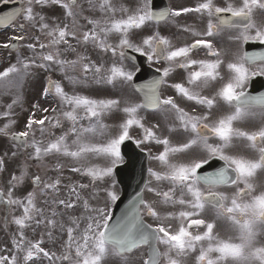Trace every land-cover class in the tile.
<instances>
[{
    "label": "snow or ice",
    "instance_id": "6c2138e0",
    "mask_svg": "<svg viewBox=\"0 0 264 264\" xmlns=\"http://www.w3.org/2000/svg\"><path fill=\"white\" fill-rule=\"evenodd\" d=\"M19 2L14 12L0 16V24L21 18L14 34L0 41V49L16 55L15 63L0 71V84L19 88L35 75L33 69L58 71L62 80L47 78L43 96L56 106L34 103L23 130L11 131L19 94L2 114L8 122L0 127V138L11 143L0 153V181L10 163L16 166L6 190L0 185L5 221L15 226L0 247V264H187L190 258L194 264H264V95L246 90L253 77L264 76V54L239 47L264 44V0H198L193 7L159 11L153 0ZM57 7L62 14L50 15ZM188 13L204 27L181 25L178 18ZM162 21L193 39L174 44L153 30ZM226 31L238 45L235 51L214 42ZM90 48L110 53V62L93 60ZM129 49L150 63L166 64L156 69L159 76L136 88L141 100L79 91L90 83L131 84L134 71L125 64L134 59ZM200 51L204 58H197ZM257 61L262 66L253 67ZM177 70L184 72L183 81L169 84ZM162 85L175 96L162 95ZM146 110L166 122L163 134L160 122L146 126ZM118 114L120 120L107 122ZM65 122L67 129L56 136L53 130L64 129ZM254 122L258 127H245ZM134 128L143 133L137 146H162L149 152L158 168H148L152 179L113 221L112 205L120 199L114 172L124 162L121 146L134 139ZM53 157V171L62 174L61 160H69L68 171L88 182L38 174L48 170ZM214 161L220 166L207 171ZM33 165L37 174L30 172ZM29 181L30 190L17 195ZM145 193L153 198L145 199ZM208 208L214 210L211 220L204 217ZM222 225L228 229L223 234ZM29 231L39 238H30Z\"/></svg>",
    "mask_w": 264,
    "mask_h": 264
},
{
    "label": "rangeland",
    "instance_id": "374dc122",
    "mask_svg": "<svg viewBox=\"0 0 264 264\" xmlns=\"http://www.w3.org/2000/svg\"><path fill=\"white\" fill-rule=\"evenodd\" d=\"M60 13H61V11H60L59 7H57L52 12H50L49 14L52 16H59ZM97 16H99V13H97ZM20 22H21V18H19L15 24L9 26L7 29L0 31V41H5L7 39V37L13 35L14 29L16 28V25L19 24ZM167 29H168V26L167 25L164 26V28L162 29V34H163V32H165V33L167 32L166 34H168L169 31ZM41 39L45 40L46 38L42 36ZM113 42H115V41H113ZM73 43H75V42L73 41ZM78 50L83 51L82 48H78ZM25 55H27V51L25 52ZM102 56L104 57L105 55L104 54L97 55L96 57L101 58ZM107 56H111V54L107 53L106 57ZM68 58L74 59L75 56H74V54H70L68 56ZM14 60H16L15 54H12L11 56H9L8 50L0 49V71H3L4 68L9 66V64L13 63ZM49 76H51V78L53 80H62V76L60 75V73L58 71L44 72L43 70L36 69L35 70V79L33 81H30L29 79L26 80L25 83H23V85L21 87H19L18 89H14V87L5 88L2 84H0V127H3V125L8 122V119L4 118L2 116V114L6 110L7 105L11 103L13 97L17 94H19L22 97V99H21L20 104L13 107V110H12L13 115L11 116V119H15L17 121V123L11 129V131L23 130L24 124L26 123V120L30 114L31 106L34 103H39L42 108L54 107V101L52 100V98L51 97L45 98L43 96L44 83L46 82V80ZM63 83L66 86V90H68L67 81H63ZM121 86H123L124 88L123 87L121 88L119 86L113 87V89H114L113 95L110 94L111 91H108V88H109L108 85L96 86L93 83H90V84L82 87L81 89H79V91H81L83 94L90 95L94 98H118V97L128 98V97H131L132 99H134L133 95L131 93L127 92L126 86L125 85H121ZM40 115H42V113H37L38 118ZM144 116L147 117L153 124L156 123V118L154 117L153 114H147L146 113V114H144ZM120 119H121V116L118 114V115L114 116L111 120H108L107 122L108 123H115ZM158 122L161 123V128L159 131L163 134L165 131V127H166V122H163L162 120L157 118V123ZM67 127H68V124H67V122H65L64 129L57 128V129H54L53 131L55 132L56 136H59L63 130L67 129ZM163 129H164V131H163ZM9 145H10V143L7 140V138H0V153H2L4 151V149ZM20 159L21 160L23 159L22 155H21ZM52 159L48 161V164H49L48 170L45 171L42 169L38 173V174L42 175L45 179H47L48 177L54 178L57 175H61L64 183H68L69 178L71 180H80L83 183L88 182L87 179H82L78 174H74V173H71L70 171H68V166L71 163L69 160H61V161H63V164H65V168L63 169L62 174L57 173L56 171H53L52 166L56 163L55 162L56 158L53 157ZM15 166H16V162L10 163L8 165V171L2 173L3 181H0V185L4 186L5 190L7 187L6 182L8 179V173L11 172L12 168H14ZM30 172L33 174H37V169L34 165L31 167ZM28 186L29 187L31 186L30 181L28 182V184L25 185V189L22 190L21 192H18L17 195H22L23 191L29 190ZM88 191H91V189H89ZM100 195L102 198L103 193H101ZM42 200H43V198H42ZM42 200H41V206L43 207L44 205L42 203ZM14 227H15L14 225H10L5 221V216L3 213H1V215H0V247H3L4 244L7 243L8 237L11 234L10 229H14ZM29 237L30 238L33 237L30 231H29ZM32 239H35V237H33ZM45 247H49V244L46 243Z\"/></svg>",
    "mask_w": 264,
    "mask_h": 264
},
{
    "label": "flooded vegetation",
    "instance_id": "af4514ba",
    "mask_svg": "<svg viewBox=\"0 0 264 264\" xmlns=\"http://www.w3.org/2000/svg\"><path fill=\"white\" fill-rule=\"evenodd\" d=\"M198 0H167V3L169 5L170 8L173 9H179L181 7H193L197 4ZM180 21L181 25H191L195 28H200L202 29L204 27L203 23L200 21L199 17L196 14L193 13H188V14H183L182 17L178 18ZM165 22H160L158 25L154 24V30H159L162 34V24H164ZM168 31L169 33L166 34L165 32H163L162 35H166L169 38H171L174 42V44L176 45H182L185 41L191 42V40L193 39V37H191L189 34L184 33L182 31L179 30L178 26L175 24H170L168 26ZM214 42L217 43V45L222 48V49H227L230 51H235L238 47V45L231 41L229 39V32L226 31L225 33H223L221 36L214 38ZM242 47V51L244 52H248V53H260V54H264V44L259 43V42H254V41H249L247 43H244L243 45L239 46ZM205 57V53L203 51H200L197 55V58H204ZM231 57H226L225 59H230ZM148 64H150V66H154L156 69L160 68L163 69V67L166 66V64L164 62H159V63H150L148 62ZM262 66L260 61H257V63L255 65H253V67H259ZM222 71H226V69H222ZM184 72L182 70H177V72L173 73L169 80L168 83H175V82H182L184 79ZM247 92L251 95H264V76H256L253 77L252 80L249 82V84L247 85ZM161 93L164 96L167 95H173L175 96V92L172 88L168 87L167 85H162L161 86ZM181 106L186 107V108H190L191 105L184 103L183 101H180ZM147 113L151 114L153 113L154 117L156 118V123H157V118H160L159 115H157L156 113H154L152 110L151 111H146ZM158 116V117H157ZM245 127L248 130H252L256 127H258V122H254V123H249L248 125H245ZM164 131V129H163ZM221 164V162L219 161H214V162H210L211 166H206V170L207 171H212L213 168L215 167H219ZM225 191H228L229 193L231 192V189H225ZM153 196L152 194L149 193H145V199H152ZM204 217L206 219H213L214 217V210L211 208H208L205 213H204ZM147 222L151 223V219L150 218H145ZM172 226L173 228H175L177 226V222L176 221H172ZM195 231V230H194ZM227 226L222 225L221 226V232L222 234L227 232ZM66 238V237H65ZM46 246V244L44 245ZM47 248V247H46ZM161 250L163 251V248H161ZM147 249H143L142 252H146ZM187 264H194L193 259H188Z\"/></svg>",
    "mask_w": 264,
    "mask_h": 264
},
{
    "label": "water",
    "instance_id": "95a60500",
    "mask_svg": "<svg viewBox=\"0 0 264 264\" xmlns=\"http://www.w3.org/2000/svg\"><path fill=\"white\" fill-rule=\"evenodd\" d=\"M18 8V5H17V2H15V3H11V4H4L3 5V7L1 8V14H0V16H3L5 13H11V12H14L15 11V9H17ZM15 18V17H14ZM13 18V19H14ZM1 26H5L6 24H0ZM124 146H125V149H123V152L125 153V155H127V154H129V156L130 155H132L134 152H136V150H135V148L133 147V145L132 146H130L129 145V147H128V143H126V144H124ZM125 150V151H124ZM133 157H130V159H132ZM129 163H130V161H129ZM140 167H143V164H141V166ZM121 170H125V167H121L120 169H119V171H121Z\"/></svg>",
    "mask_w": 264,
    "mask_h": 264
}]
</instances>
